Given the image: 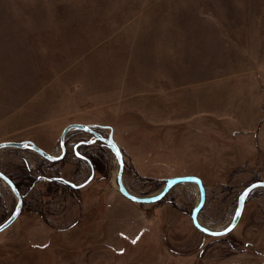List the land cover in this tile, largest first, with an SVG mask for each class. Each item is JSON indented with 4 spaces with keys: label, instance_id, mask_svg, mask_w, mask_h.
Wrapping results in <instances>:
<instances>
[{
    "label": "rangeland",
    "instance_id": "rangeland-1",
    "mask_svg": "<svg viewBox=\"0 0 264 264\" xmlns=\"http://www.w3.org/2000/svg\"><path fill=\"white\" fill-rule=\"evenodd\" d=\"M72 123L112 137L135 196L166 179L205 181L198 220L225 228L240 192L264 181V0H0V143L58 155ZM91 139L68 133L56 163L0 150V171L24 195L0 233V264H264V189L230 233L210 237L190 220L194 183L156 205L121 202L117 160L97 140L76 150L93 178L64 185L91 175L72 154ZM15 203L0 180V224Z\"/></svg>",
    "mask_w": 264,
    "mask_h": 264
},
{
    "label": "water",
    "instance_id": "water-1",
    "mask_svg": "<svg viewBox=\"0 0 264 264\" xmlns=\"http://www.w3.org/2000/svg\"><path fill=\"white\" fill-rule=\"evenodd\" d=\"M101 129H102L101 126L77 124V123H72V124L65 126L63 128V130L61 131L60 136H59V140H58L59 148H60V152L58 155H52L50 153L43 151L42 149H40L37 145H35L31 141L2 142V143H0V150L4 149V148L28 149V150L36 153L37 155H39L44 160L51 162V163H54V162L60 161L65 156V152H66L65 137H66V135L72 131L85 132V133L91 135L92 139L89 141L81 142L80 144L90 145L91 143L95 142V140H97V141L103 143L115 156V158L117 160V164H118L117 172H116L117 190L122 197H124L125 199H127L128 201H130L132 203H135V204H154V203L160 201L171 190V188L177 184H180V183H194V184H196L197 189H198V193H199V199H198L195 207L193 208V210L190 214V220H191L192 225L194 226L195 229H197L202 234L210 236V237H222V236H225L228 233H230L236 227V225H237V223L241 217V214H242V211L244 208V203L246 201L247 196L254 190L264 189V181L263 182L250 183L249 185L245 186V188L240 192V194L238 196L236 209L234 211L232 219L227 224V226L223 229H220V230H210V229L204 227L203 225H201L199 220H198L199 211L201 210V208L204 204V200H205L204 187H203L202 182L199 178L193 177V176H182V177L166 179L164 184L162 185L161 189L159 190V192H157L155 195L146 196V197L135 196V195L131 194L126 189V187L124 186V184L122 182V174H123L124 165H123L121 150L119 149V147L117 146V144L115 143V141L112 139L111 136L108 135L105 137L100 132L96 131V130H101ZM25 145H27V147H25ZM77 145L78 144H76L73 147V152H74L76 157L87 162V164L89 165L90 171H91V175L89 176V178L84 183L79 184V185H74L70 182H65V181L63 182V184H66L73 189H80V188L84 187L93 178V171H92V168L90 166L89 161L85 157H83L82 155H80L76 152ZM0 180L2 182H4L9 187V189L11 190V192L13 193V195L16 198L15 207L12 210L11 214L0 224V233H1L4 229H6L8 226H10L16 220V218L19 216L21 209H22V197L19 194V192L17 191V189L15 188L12 181L5 174H3L1 171H0ZM241 197H243V200H241ZM237 211H239V213H240L238 216H237Z\"/></svg>",
    "mask_w": 264,
    "mask_h": 264
},
{
    "label": "trees",
    "instance_id": "trees-1",
    "mask_svg": "<svg viewBox=\"0 0 264 264\" xmlns=\"http://www.w3.org/2000/svg\"><path fill=\"white\" fill-rule=\"evenodd\" d=\"M66 146V145H65ZM85 145H80L78 148H77V150L80 148V147H84ZM66 148V147H65ZM72 154L73 155H75L74 154V152H73V149H72ZM65 155H66V152H65ZM83 157H85L88 161H89V163H90V166H91V168H92V171H93V173L95 172V163L93 162V160H92V158L91 157H89V156H86V155H82ZM65 157V156H64ZM63 157V158H64ZM62 158V159H63ZM62 159L60 160V161H62ZM59 162V161H58ZM51 163V162H50ZM54 163H56V162H54ZM87 163V162H86ZM89 166V165H88ZM11 181H12V183L14 184V186H15V188L17 189V191L19 192V194L21 195V197H22V208H23V199H24V195H22V193H21V191H20V189L18 188V186H17V184H16V182L14 181V180H12L9 176H7ZM53 182H57V181H53ZM64 185H66V184H64ZM249 185V184H248ZM68 186V185H67ZM247 186V185H246ZM76 190H79V189H75V191ZM22 210V209H21Z\"/></svg>",
    "mask_w": 264,
    "mask_h": 264
},
{
    "label": "bare ground",
    "instance_id": "bare-ground-1",
    "mask_svg": "<svg viewBox=\"0 0 264 264\" xmlns=\"http://www.w3.org/2000/svg\"><path fill=\"white\" fill-rule=\"evenodd\" d=\"M5 149V148H4ZM2 151V150H1ZM124 169V168H123ZM114 176H115V174H114ZM123 182V181H122ZM201 182H202V185H203V187H205L204 185H205V181H202L201 180ZM114 185H115V180H114ZM174 187V186H173ZM172 187V188H173ZM115 188H116V190H117V186L115 185ZM171 188V189H172ZM117 195H118V199H120L121 200V197L122 196H120L118 193H117ZM152 195H154V194H151L150 196H152ZM120 197V198H119ZM121 202H122V200H121ZM160 201H158V202H156V203H154V204H150V205H156V204H158ZM134 206V205H133ZM244 207H245V203H244ZM244 209V208H243ZM242 216H243V211H242V214H241V217H240V219H239V221L242 219ZM19 217H20V214H19V216L16 218V220L10 225V226H8L6 229H4L1 233H3L5 230H7V229H9L11 226L13 227L14 225H16L17 224V222L19 221ZM239 221H238V223H239ZM237 223V224H238ZM237 226V225H236ZM138 244V242L136 243V245Z\"/></svg>",
    "mask_w": 264,
    "mask_h": 264
},
{
    "label": "crops",
    "instance_id": "crops-1",
    "mask_svg": "<svg viewBox=\"0 0 264 264\" xmlns=\"http://www.w3.org/2000/svg\"><path fill=\"white\" fill-rule=\"evenodd\" d=\"M222 43L224 44V43H226V42H223V41H222ZM258 43H259V44H258ZM258 43H257V44H258L259 46L262 45V42H261V41L258 42ZM204 44H205V46H206L207 49L213 47L212 42H209L208 40H205ZM233 44H234V43H233Z\"/></svg>",
    "mask_w": 264,
    "mask_h": 264
},
{
    "label": "flooded vegetation",
    "instance_id": "flooded-vegetation-1",
    "mask_svg": "<svg viewBox=\"0 0 264 264\" xmlns=\"http://www.w3.org/2000/svg\"><path fill=\"white\" fill-rule=\"evenodd\" d=\"M91 136V135H90ZM92 137V136H91ZM81 142H83V141H81ZM81 142H79L78 143V145H77V147H76V150H77V148L80 146V145H84V144H80ZM91 145V144H90Z\"/></svg>",
    "mask_w": 264,
    "mask_h": 264
},
{
    "label": "snow or ice",
    "instance_id": "snow-or-ice-1",
    "mask_svg": "<svg viewBox=\"0 0 264 264\" xmlns=\"http://www.w3.org/2000/svg\"><path fill=\"white\" fill-rule=\"evenodd\" d=\"M25 147H27V145H25ZM241 200H243V197H241ZM239 214H240L239 211H237V216H238ZM133 242H135V241H133Z\"/></svg>",
    "mask_w": 264,
    "mask_h": 264
}]
</instances>
